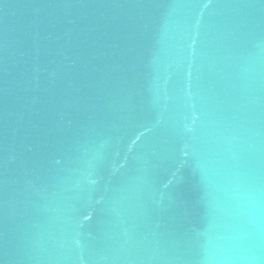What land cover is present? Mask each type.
<instances>
[{
  "label": "water",
  "instance_id": "1",
  "mask_svg": "<svg viewBox=\"0 0 264 264\" xmlns=\"http://www.w3.org/2000/svg\"><path fill=\"white\" fill-rule=\"evenodd\" d=\"M0 264H264V0H0Z\"/></svg>",
  "mask_w": 264,
  "mask_h": 264
}]
</instances>
